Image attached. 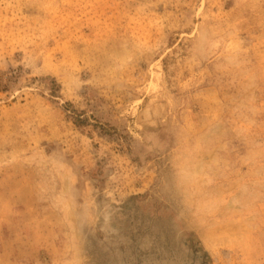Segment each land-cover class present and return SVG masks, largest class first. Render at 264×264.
I'll return each instance as SVG.
<instances>
[{
    "label": "rangeland",
    "instance_id": "rangeland-1",
    "mask_svg": "<svg viewBox=\"0 0 264 264\" xmlns=\"http://www.w3.org/2000/svg\"><path fill=\"white\" fill-rule=\"evenodd\" d=\"M129 263L264 264V0H0V264Z\"/></svg>",
    "mask_w": 264,
    "mask_h": 264
},
{
    "label": "bare ground",
    "instance_id": "bare-ground-1",
    "mask_svg": "<svg viewBox=\"0 0 264 264\" xmlns=\"http://www.w3.org/2000/svg\"><path fill=\"white\" fill-rule=\"evenodd\" d=\"M151 240V239H150ZM184 250V249H183ZM175 253V252H174ZM127 254V253H126ZM176 254V253H175ZM123 257V256H122ZM171 257V256H170ZM130 264V263H129Z\"/></svg>",
    "mask_w": 264,
    "mask_h": 264
}]
</instances>
